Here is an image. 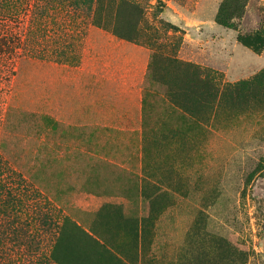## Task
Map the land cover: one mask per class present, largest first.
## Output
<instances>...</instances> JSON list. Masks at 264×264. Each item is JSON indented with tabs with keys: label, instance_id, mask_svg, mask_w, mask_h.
I'll list each match as a JSON object with an SVG mask.
<instances>
[{
	"label": "rangeland",
	"instance_id": "374dc122",
	"mask_svg": "<svg viewBox=\"0 0 264 264\" xmlns=\"http://www.w3.org/2000/svg\"><path fill=\"white\" fill-rule=\"evenodd\" d=\"M39 1L40 27L32 0L0 19V173L31 186L19 264H52L38 206L69 219L63 264H264V0H134L130 40Z\"/></svg>",
	"mask_w": 264,
	"mask_h": 264
},
{
	"label": "trees",
	"instance_id": "16d2710c",
	"mask_svg": "<svg viewBox=\"0 0 264 264\" xmlns=\"http://www.w3.org/2000/svg\"><path fill=\"white\" fill-rule=\"evenodd\" d=\"M53 4L67 5L73 11H83L91 18V22L99 28L109 29L118 39L130 40V35L136 30L142 20V10L134 0H51ZM25 0H0V19L18 17L19 10L24 6ZM49 1L42 3L32 0L30 23L40 27V20L33 17L39 9L41 17L44 16ZM1 7L5 9H1ZM18 7L20 9L18 10ZM53 7V6H52ZM127 10V11H124ZM128 24V25H127ZM4 41V40H3ZM31 43V41H29ZM25 53V54H24ZM31 49L22 48L21 57H31ZM7 162V160H5ZM8 166V165H7ZM2 168L8 170L6 166ZM16 176L18 185H12L0 173V264L23 263L33 244L31 235V186L20 173L9 169ZM39 207V206H38ZM35 207L34 220L39 222L40 229L51 228L53 243L49 252L48 262L63 264L56 256L58 243L63 227L69 223L68 217H63L60 223H52L51 216L45 211ZM77 230L78 227L73 224ZM54 227V228H52Z\"/></svg>",
	"mask_w": 264,
	"mask_h": 264
}]
</instances>
